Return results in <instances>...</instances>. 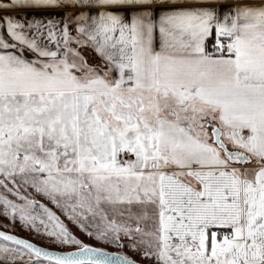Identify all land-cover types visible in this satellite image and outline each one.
<instances>
[{
  "label": "snow or ice",
  "instance_id": "6c2138e0",
  "mask_svg": "<svg viewBox=\"0 0 264 264\" xmlns=\"http://www.w3.org/2000/svg\"><path fill=\"white\" fill-rule=\"evenodd\" d=\"M0 264H264V0H0Z\"/></svg>",
  "mask_w": 264,
  "mask_h": 264
},
{
  "label": "rangeland",
  "instance_id": "374dc122",
  "mask_svg": "<svg viewBox=\"0 0 264 264\" xmlns=\"http://www.w3.org/2000/svg\"><path fill=\"white\" fill-rule=\"evenodd\" d=\"M18 234H20V235H22V236H24L26 238H32L28 232H25V231H22V230L18 231ZM36 242L37 243H41V241H36Z\"/></svg>",
  "mask_w": 264,
  "mask_h": 264
}]
</instances>
